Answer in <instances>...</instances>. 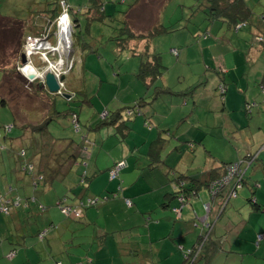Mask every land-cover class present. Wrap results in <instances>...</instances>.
I'll return each mask as SVG.
<instances>
[{
  "label": "crops",
  "instance_id": "crops-1",
  "mask_svg": "<svg viewBox=\"0 0 264 264\" xmlns=\"http://www.w3.org/2000/svg\"><path fill=\"white\" fill-rule=\"evenodd\" d=\"M175 1L131 0L126 5V1L122 0L126 8L124 11L118 12L120 14L118 17H124V13L128 11L126 16L129 17V28L134 35L144 36L157 26L172 28L152 39L150 52L160 54L155 49L159 48L161 40H156V38L166 37L162 39H170L168 52L172 56L175 55L174 57L177 60L170 58L166 51L164 52L166 63L161 58L162 64L166 69L160 77L153 80L148 79L144 82L137 76L138 79L136 81L139 82L140 86L135 85V89L137 88L136 96H128L129 101L124 103L123 106L138 103L137 110L132 111L129 115L125 111L119 112L122 118L120 119L118 116L117 121L120 123L124 122L120 128L114 125L106 126L117 128L116 137L112 135L114 131L112 133L108 132V134L114 137L113 140H118V147L120 146L119 154L114 157V160L107 167L106 171L108 172L116 162L121 160L127 163V167L123 168L119 173V178L122 177V191L119 189L121 191L120 198H116L117 194L114 193L115 191L107 188L113 195L112 197H105L108 201L105 202L103 208L101 206L97 208L96 212H99L100 218L91 219L92 214L88 211L84 217L83 212L89 207L82 208L81 217H84L83 223L86 226L93 227L94 230L97 227L102 231L108 232L109 220L111 218L117 219L119 227L112 229L109 234L118 232L126 234L128 230L138 228V233L125 236L124 240L116 243L118 248L129 251L131 255V262L129 264H183L185 250L195 245L198 242V237L205 234L206 231L210 237V242L206 246L202 258L196 264H264V97H262V94L264 96V92L259 90L260 86L264 87V63L257 61V58L264 54V44H260L258 48L251 47L247 50L252 57L251 59H253L252 62H248L244 53V44L246 43H242L240 46L239 44L234 45L232 38H228L230 33H238L244 29L255 38L263 34L264 23L261 20L260 14L264 12V6L261 10L256 11L254 6L256 1L259 3L260 0H246L253 14L246 27L234 32L231 28L228 30L226 25L221 21L208 23L200 10L203 7L193 14L191 8H194L199 0H179V4ZM58 2L61 4L62 0ZM65 2L67 11H71V14L75 17L80 15L82 19H85V22L89 18L93 22L99 17L98 14L89 11L88 0H74V2L65 0ZM102 3L103 14L106 16L117 14L114 4L105 5L103 0ZM192 3L194 4L192 5ZM169 8L176 9V11L179 9V13L172 17L169 13ZM49 9L50 7L45 5L42 10L36 13V17L40 20L39 24L43 25V27L48 25L46 23L47 19L52 14L47 12ZM10 13L9 17H5L2 15L5 14L4 11L0 10V18H24V16L16 15L14 12ZM165 13L167 14L165 15ZM256 13L258 14L256 15ZM165 20H169L168 25L165 23ZM195 22L199 24L197 27H194ZM202 26L205 28L203 29ZM218 32L224 33L221 38ZM195 37L196 43L193 42V38ZM146 44V40L135 38L129 42L127 48L122 50L139 57L138 52L145 50ZM192 45L201 51V55H199L200 61L196 64L197 66L199 64L202 65L199 68V72L193 78L192 85L188 87V90H185V95L181 94L183 97L177 100L179 101V106H186L185 109L180 111V115H185V117L179 120L180 123L178 125L180 127H177L174 122L176 117H178V113L173 110L176 106V103L173 104L172 100L174 96L172 98L168 97L174 94L170 90L171 86L167 84L165 79L163 80V76L166 72H168L169 76L178 74L176 71H171V69L169 71V68L175 69V67L186 65V62L190 64L191 57L188 55V46ZM182 46L184 48L180 49V51L176 49ZM93 50L95 51H92V53H95L96 49L94 48ZM116 50L121 49H118L116 46ZM172 50H175L176 54H173ZM70 56L72 58V50ZM229 59L233 64L231 69L227 68L229 67L227 64V60ZM68 62L69 57L65 63ZM234 67L239 68L237 75L233 70ZM214 68H219L218 79H208L206 71L213 70L211 72L215 73ZM244 68L247 70L240 71ZM67 74H62L64 75V79ZM158 80H162V82L159 83ZM208 82L210 83L209 87L207 86ZM80 84L83 83L81 82ZM255 84L258 93L253 90ZM221 85L225 87L223 95L217 91V88ZM83 86L84 84L80 85V88L82 89ZM68 90L71 92L70 88ZM80 94L85 97L84 89L80 91ZM233 96H238L237 100L239 101L234 108L229 105L230 100L235 99ZM159 97L163 102L169 104V108H165L164 111L161 110L160 115H158V109L155 106V101ZM85 101L87 102L88 100L85 98ZM249 101L253 104L255 116L250 120H237L232 113L239 107L241 109H246L247 105L251 107V102ZM145 105H149L148 108L141 111L140 108ZM189 105H192V107ZM140 111L141 116H143L144 126L141 125L140 119H135L140 115ZM147 121L159 122L161 124V127H157L156 129V135L153 132L154 128L151 127L149 129L145 126ZM174 126L177 127L176 130H172ZM100 127L98 123L93 127L90 125L88 126V131L98 130ZM132 129L141 131L142 134L132 137L130 135ZM191 130L194 132L192 133ZM26 132L29 133L28 131ZM117 133L120 136H117ZM74 138H77L79 142L81 141L77 136ZM159 142L161 143L158 144ZM122 146L124 147L123 149H121ZM141 146L145 149L144 152H142ZM131 148H133L132 151ZM164 148H167V150L170 148L168 152H173V157L176 154L177 161L172 162L166 159L167 165H163L161 169L158 164L162 162V150ZM186 148L192 151L191 154L197 152V157H193L194 155L188 157L191 158L189 162H187V159L184 160L187 153L183 150ZM140 150L141 152H139ZM249 154L257 155V158L251 161L249 160ZM200 155L202 157L198 160L197 158ZM79 158L76 159L71 169L77 164ZM36 160L39 162L37 156ZM174 163L178 164L174 165ZM231 163L238 164L240 176L242 177L240 187L236 189V197L227 198L228 192L237 183L236 180L231 185L223 187L216 196L210 195L206 185L211 181L217 180L216 178H222L220 175L224 172L226 166ZM201 164L204 165L201 166ZM174 168H178L179 171H176ZM71 169L61 178V181L67 178ZM145 169L149 171V174L146 176L143 175ZM155 171L159 176L165 177V183L149 189V181L146 178L151 175L155 178V174H153ZM92 174L95 175V172ZM176 174L177 176H175ZM37 178L39 179L35 171V174L30 178L33 190H36L39 184L43 187V192L51 188V184L43 185L41 182H38L37 187H34V182L37 181ZM178 178L186 180L188 190L191 187L199 186L195 193L192 191L187 194L185 203L182 204L178 200L179 196H174L178 191L176 188V179ZM58 179L52 185L55 182H59ZM191 180H194V182ZM135 184L140 186L139 191L131 189L135 187ZM5 186H0V189H5L1 194L5 197L9 194L12 195V188ZM128 187L131 188L127 190ZM23 189L21 190L23 191ZM81 189V194L72 204L74 206L86 198L85 189ZM153 191L154 193L150 197H145L146 200L143 201L146 207H141L134 200L135 197L145 196ZM202 191L205 192L203 193ZM43 195L45 196V194ZM14 197H12L13 204L11 209L13 207L27 209L29 206L35 204L37 209L43 210V207L38 206L37 201L32 197L30 198V196L25 197L26 199L24 200L20 195H14ZM60 198L63 199L61 200ZM17 199L18 201H16ZM124 199L131 200L132 205H129L130 208H126ZM56 200L55 205L60 210L59 207L62 205V201L65 200V195H61ZM206 204L209 205V211L204 209V205ZM229 207L231 208V212L227 213L226 209ZM116 208L117 212H121L124 215L122 216V220H119L114 213H111ZM138 211L143 215V218L145 216L148 218L145 225L136 227L135 224H140L138 222L140 214ZM23 218L25 217L19 212H16V215L12 216L10 224L16 223L17 236L15 235L14 239H17V241L6 242L4 248L8 250L5 252L7 259L4 254L2 258L6 259V263L0 261V264H10L16 257L18 259L20 255L23 260L20 264H41L42 260L39 259L38 252H29L23 256L21 251L25 249L35 251L36 249H42L45 245L44 249L50 255L53 251L51 246L52 241H55L56 245L62 244L61 249L65 248L66 240H63V238L59 239V233H55V235H51L45 240L44 236L42 238L38 237L40 235L38 231L35 236L37 237V242L40 244L44 240L45 242L42 246L34 245L36 249H31V244L28 240L33 236H26L25 232L27 233V231H24L23 225L19 224V221ZM99 222H101V226H103V222L106 223V227H101ZM53 224V222L50 223V230L54 227ZM125 226H129L128 228L130 229H126ZM71 227V225H68L67 229H71ZM84 230L85 228L77 229L80 233ZM71 234L72 232L70 236ZM260 234H263V237L258 240L257 236ZM99 235H92L90 232L85 231V233L78 236V242H80L78 247L82 248L81 245L84 241L90 242L92 236L96 241L99 237H102L104 241L106 234L101 232ZM132 236L136 238H132ZM70 242L73 245L74 241L71 240ZM158 242H161L160 247L156 245ZM19 245L23 247H21L17 254ZM205 252H207L208 258L204 257ZM70 257L71 254L68 253V258L72 260ZM75 259L73 258L74 261ZM90 263L91 261L87 260V264Z\"/></svg>",
  "mask_w": 264,
  "mask_h": 264
},
{
  "label": "rangeland",
  "instance_id": "rangeland-1",
  "mask_svg": "<svg viewBox=\"0 0 264 264\" xmlns=\"http://www.w3.org/2000/svg\"><path fill=\"white\" fill-rule=\"evenodd\" d=\"M52 1L54 0H0V10L4 11L5 14H2L3 16L11 15L10 12H14L16 15L24 16V19H28L29 15L31 16L32 13L36 14L42 8L47 4L49 7H52ZM80 1V0H78ZM126 5L130 3L131 0H125ZM183 1V0H181ZM71 2H74V0H71ZM105 5H113L114 9L117 12V14L113 15V20L109 22V19H105V21H100L99 19L94 20L93 22L89 23L86 26L85 19H82L81 16L76 17L77 27H74V32L76 33V38L74 39L73 35L70 36V39L67 44L61 45L60 48L57 49L58 52L55 51H49L47 53L50 55L54 61L57 58L61 59L62 66L58 65L56 66L55 63H47L44 60V57L46 56V52L48 50V42L50 43L49 39L47 38L46 41H42L40 46L35 48L34 51L41 52L40 55H36L37 53H31L28 54L27 51H29L30 48L27 46L25 47V44L23 45V49L21 51V55L23 54L26 59V66L30 69H34L35 72L38 73V76L41 75V77L35 78V81H38L39 85L43 84V78L42 75L48 71H56L57 75L59 76L57 79L60 78L62 74H67L65 77L60 92L68 94L70 97L69 99H66L62 97V95L59 93L58 95L53 94V98L55 99V108L58 112H66V111H73L78 116L79 121V127L77 129L75 128L74 124L71 122L69 117H63L60 115L55 120L51 122V124L48 126V131L50 134L56 138H63V137H75L77 136L80 140L82 137V140L80 141L81 146L83 147V150L81 151L80 158L75 164L70 173L68 174L67 178H65L63 181L55 182L53 185L51 184V188H48L47 191L43 192V187L41 184L38 185L36 190H33L30 178L32 175H24L22 172L19 171V167L17 164V158L15 157V153L17 150H19L21 147L26 152V161H28L32 167H34L33 174H35V164L37 163L36 155L33 151V146L29 144V142H39V136L37 134H30L26 131H22L19 127L14 126L9 133L8 137L12 138L13 141H3L1 139L0 144L7 143L8 145L12 144L14 145V148L6 146L0 147V186L6 185L10 186L12 188V195H8L6 198L14 197V195H20V197L24 200L25 197L34 198L37 201V205L40 207H43V210L37 209L36 205L33 204L29 206L27 209H23L22 207H13L12 209H9L5 204L8 203L5 202L4 199L0 200V261L6 263L7 256L5 252L8 250L4 248L6 245V242H15L17 239H14L16 235V223L10 224L12 221V216L16 215V212L21 213L22 216L25 218L21 219L19 221V224L23 225V228L25 229V235L30 236L28 241H30L31 249H36L34 245L42 246L45 240H47V237L51 235H55L59 233V239L63 238V240H66L65 242V248L61 249L62 244H55V241L51 242V246L53 248L52 254H48L49 252L44 249V246L42 249H36L35 251H31L29 249H25L21 251V254L23 256L26 255V253H32V252H38L39 259L42 260L41 264H87V260H90V264H129L131 262V255L129 251L118 248L116 243L119 241L124 240L125 236H130L132 234L138 233L137 229H130L129 226H125L128 230L126 234L123 232H118L115 234H109L111 233L112 229L119 227L117 224V219H110L108 222V232L102 231L100 228L98 229L95 227V230L91 226H86L84 224V217L85 213L88 211L92 214L91 219L100 218V214L97 211V208L101 206L102 208L105 205V202L108 200L105 199V197H112V193L109 192V190L113 189L117 194L116 198H120V192L122 191V177L117 179H109L108 172L106 171L107 167L111 164V162L114 160V157L119 154L120 146L118 147V140H113L114 137H116L117 128L116 127H106L101 126L98 130H91L88 131V126L92 125V127L99 123L101 120V113L103 112H111L115 110L116 108H120L124 106V103H127L129 101L128 96H136L137 88L136 86H140L139 82L136 81L137 78V71L140 64V58L138 56H133L130 53H127L125 50H116V45L113 40H109L113 37L114 28L119 27L120 18L118 15H120L118 12H122L125 10L126 5L123 4L122 0H103ZM179 4V0L175 1ZM181 4V3H180ZM194 3H192L193 5ZM196 4V2H195ZM191 5V4H190ZM264 6V0H260L259 3L256 1V4L254 6V9L256 11H259ZM75 7V6H74ZM192 7V6H191ZM25 12V13H24ZM7 13V14H6ZM70 13L71 21L74 20L73 15ZM169 13L173 17L177 13H179V9H173L169 8ZM167 13H165L166 15ZM258 13H256L257 15ZM256 18V16H255ZM197 22V21H196ZM194 24V27H197L199 24ZM165 23L168 25L169 20H165ZM179 25V24H177ZM180 26V25H179ZM182 26V25H181ZM209 26V25H206ZM204 29L205 27L202 26ZM207 28V27H206ZM46 29L44 30V32ZM195 31V30H194ZM183 32V31H182ZM224 33L218 32L219 37L221 38ZM44 33H41L40 35H27L28 37L34 38L39 36H43ZM26 36V37H27ZM25 37V41H26ZM166 37H158L156 40H161L159 43V48L155 49V51H158L161 55V58H163V62L165 61V54L164 52L167 51L170 58H173L174 60H177L175 58V55H171L168 52L169 49V43L170 39H162ZM228 38H232V41L234 45L246 43L245 45V57L248 62H252L253 59H251V55L249 51H247L249 48H258L261 45L264 44V40L259 43L258 38L253 37L250 35L247 30H241L238 33H230L228 35ZM72 41V43H71ZM193 42H197L196 37L193 38ZM25 43V42H24ZM194 43V44H195ZM18 44H20L18 41L10 42V37L7 32H0V68L11 70L15 67V60L18 54ZM68 45L71 47L70 50L68 49ZM188 46V55H190L191 60L190 64L186 62V65L169 68V71H176L178 74H175L174 76H169L168 72H166L163 76V80L165 79L167 84L171 86L170 90L174 95H169L168 97L172 98L173 96V104L176 103L175 107L173 108L174 112L178 113V117L175 119V123L177 127H180L178 123H180V119L184 116L180 115V111L185 109L186 106H179L178 98H182L185 94V90H188V87L192 85L191 83L194 81V77L197 72H199V68L202 64H199L197 66V62L200 61L199 55H201V51L199 49ZM15 47V48H14ZM32 48V47H31ZM96 49L95 53H92V51H95L93 49ZM184 48L178 47V51L180 49ZM86 49V50H85ZM72 50V58L70 56V52ZM15 51V52H14ZM46 51V52H44ZM69 51V52H68ZM163 53V54H162ZM29 56H27V55ZM20 55V56H21ZM69 55V56H68ZM30 57L32 60H30ZM67 57H69V62L65 63L67 60ZM43 63H41V61ZM44 60V61H43ZM47 60L50 61V58L47 56ZM245 61V59H244ZM257 61L264 63V54L260 55L259 58H257ZM247 62V64H248ZM64 63V64H63ZM216 65V63H214ZM227 64L229 67L232 68L233 64L231 60H227ZM24 66V67H26ZM52 66L54 68H52ZM19 67V65H18ZM21 68H23L21 66ZM215 73L210 71H206V77L209 78H217L218 79V72L219 68H214ZM235 74L237 75V71L239 68H233ZM246 68L240 70L245 71ZM217 72V73H216ZM171 74V73H170ZM69 75V76H68ZM203 77V75H202ZM168 79V80H167ZM3 80L2 72L0 71V84ZM159 83L162 82V80H158ZM83 83L84 86L82 89H84L85 97H83L82 94H80V91L82 89L80 88V83ZM205 83V82H203ZM206 85V84H204ZM207 86H210V83L208 82ZM223 86V85H222ZM25 87L19 88V89H11L9 91L10 87H6L4 90L0 91V98L1 96L6 100V102L9 104L10 108L17 113L18 120L16 123H18V126H21L26 123L36 124L41 123L44 118L46 117L44 115H36L35 113L38 112L37 110H31L29 107H26L25 99L23 95V90ZM71 89V92H69L68 89ZM264 88V87H263ZM254 91L257 92L256 84L255 88H253ZM260 91H262L259 88ZM9 91V92H8ZM217 91L220 93L219 88H217ZM258 93V92H257ZM263 93V92H261ZM18 94H20L18 96ZM183 94V96L181 95ZM221 94V93H220ZM239 95L238 93H236ZM55 95V96H54ZM223 95V94H221ZM241 96V95H239ZM262 97L263 94H262ZM88 100L87 102L85 101ZM235 99L230 100V107H235L237 102H239L238 96H233ZM37 101V100H36ZM244 102V99H243ZM242 102V103H243ZM251 102V101H249ZM251 107L250 109H241V107L237 108L236 111H234L232 114L236 117L237 120L247 119L250 120L252 117L255 116V113L253 112L254 107L252 102L250 103ZM141 106V105H140ZM149 105H145L144 107L140 108V110H146ZM155 106L158 109V115L161 114V110L164 111L165 108H169V104L167 102H163L161 98L159 97L155 101ZM192 107V105H189ZM22 107L27 108L25 115L23 114ZM8 106H1L0 105V132H4V127H7L9 125L13 124V114L12 110ZM246 108V107H245ZM34 109V108H33ZM250 110V112H249ZM140 115L136 117L135 119L141 120V125L144 126V120L143 116ZM253 112V113H252ZM132 113V111H131ZM32 114V117L30 118ZM174 123V124H175ZM145 126L149 129L152 127L154 128V134H157V127H161V124L159 122H146ZM174 126L172 130H176L177 128ZM107 128V129H106ZM109 128V129H108ZM77 133H76V130ZM180 129V128H179ZM114 131V132H113ZM108 132H113V136H109ZM193 133L194 131L191 130ZM142 134L141 131H136L132 129L130 135L134 137L135 135ZM117 136H120L119 133H117ZM77 140V138H74ZM159 142L158 144H160ZM124 147L122 146L121 149ZM58 149V148H57ZM141 149L143 147L141 146ZM133 148H131V151ZM145 149L142 150L144 152ZM170 150V148H168ZM167 148H164L162 150V162L159 165V167L162 169L163 165H167L165 160L168 159L172 162L177 161L176 154L173 157V152H168ZM263 150V148H262ZM185 153L184 160H188L189 162L191 160V155H194L193 157H197V152L194 154H191L192 151L188 150L187 148L183 150ZM141 152V150L139 151ZM135 154V153H134ZM141 154V153H140ZM249 154L248 156H250ZM202 157L200 155L197 159ZM164 161V162H163ZM126 162V161H125ZM165 163V164H164ZM181 163V162H179ZM127 164V163H126ZM178 164V163H177ZM174 163V165H177ZM204 164H201V166ZM127 167V165H126ZM160 169V171H162ZM176 171H179L178 168H174ZM95 172V175L92 173ZM98 174V176H96ZM149 174V171L147 169L144 170L143 175L146 176ZM155 174V178L153 175L148 176L146 178L147 181H149V189H152L156 186L161 185L162 183H165V177L159 176L156 171L153 173ZM19 178L17 179V177ZM177 176V174L175 175ZM86 179H85V178ZM185 182L186 180H182L181 183ZM5 186V187H6ZM206 187H209L206 185ZM22 188L23 191L21 190ZM81 188L85 189L86 198L84 199L85 202L90 199H97V202L91 206H87V210L83 212L84 217H75L73 215L71 216H65L61 210H58V207H56V199L60 197L61 195H65V200L62 201V206H74L72 205L75 201V199L81 194ZM107 188L109 190H107ZM131 187H128L130 189ZM119 189L121 191H119ZM134 190L140 189V186L138 184H135V187L131 188ZM4 188L0 189V194L4 192ZM203 193L205 191H202ZM152 193H148L145 196H138L135 197L134 200L139 203L141 207H146L144 200H146L145 197H150ZM45 194V196L43 195ZM2 195V194H1ZM119 195V196H118ZM75 196V197H74ZM216 196V195H215ZM15 198V197H14ZM64 198V197H63ZM63 198H60L61 200ZM129 200V199H124ZM18 201V199L16 200ZM131 202V200H129ZM133 201V200H132ZM126 204V203H125ZM2 205H5L7 207V211H2ZM132 205V202H131ZM16 208V209H15ZM126 208H130L126 204ZM147 209V208H146ZM40 212H39V211ZM107 210V209H106ZM149 212L148 210H146ZM231 212V208H227L226 212ZM229 212V213H230ZM62 215H61V214ZM111 213H114L116 217L119 220H122V216H124L121 212H117V208L112 210ZM138 213H140L138 211ZM160 216V215H159ZM158 216V217H159ZM148 217L145 216L143 218V215L141 213L139 214V220L138 222L140 224H135L136 227L139 225H145L146 219ZM157 219V217H156ZM53 222V226L50 230V223ZM86 223V221H85ZM101 226V222H99ZM154 223V222H152ZM71 225V229H67V226ZM28 226V227H27ZM84 226V227H83ZM27 227V228H26ZM103 228L106 227V223L103 222ZM79 228H85L83 232L77 231ZM142 228V227H141ZM144 229V228H143ZM142 229V230H143ZM48 230V231H47ZM38 231L41 233L44 232V241L40 244L37 242V237H35L38 233ZM85 231L90 232L92 235L95 234L97 236H100L99 233L104 232L106 235L104 236V241L102 237H99L98 240L94 239L92 236V239L90 242L84 241L82 242V245H80V242H78L79 238L78 236L80 234L85 233ZM72 232L71 236L70 233ZM108 233V235H107ZM12 235V236H10ZM17 236V235H16ZM263 237V236H262ZM73 238V239H72ZM132 238H136L135 236H132ZM262 239V238H261ZM71 240H73V246L71 244ZM27 241V243H28ZM156 245L160 247L161 242H158ZM30 246V245H29ZM16 247V246H15ZM22 245L18 246V251H20ZM77 247V248H76ZM3 251V253H1ZM77 252V253H76ZM68 253L71 254V259L68 258ZM6 256V259H2L4 255ZM75 259V261L73 260ZM21 255L17 259V257L13 260L10 264H20L22 263ZM187 259L185 260L186 263ZM112 262V263H111Z\"/></svg>",
  "mask_w": 264,
  "mask_h": 264
},
{
  "label": "trees",
  "instance_id": "trees-1",
  "mask_svg": "<svg viewBox=\"0 0 264 264\" xmlns=\"http://www.w3.org/2000/svg\"><path fill=\"white\" fill-rule=\"evenodd\" d=\"M58 1L59 0L52 1V5H51L52 7H50V9L47 10L48 13L50 14L52 13V14L50 15V18L47 19L46 23L50 24V22H53L56 18H58L61 14L65 12L68 16L69 23L71 24L72 35L75 39L76 33L74 32L73 29L74 27L78 26L77 24L78 20L73 15L74 20L71 21L70 13L67 11V8L66 11H64ZM62 2H64V4L66 5L65 0H62ZM88 2H89V11L98 14L99 17L97 19H99L100 21H103V19H109V22L113 20L112 18H114V16H106L105 14H103L102 0H88ZM198 9L202 11L205 20L208 23L214 21H221L226 25L228 30L231 28L233 29L234 32L235 31L237 32L241 28L246 27L249 24V20L251 19V16L253 14L246 0H199L195 5V7L191 8L192 13L193 14L196 13ZM127 13L128 11L124 13L125 15L124 17L120 18L119 27L113 29L115 34L113 35L112 38H110V40H113L117 48L121 50L127 48L129 42L135 38H138V40L140 39L146 40L147 44L145 45V50L138 52L139 58L141 59V64L138 69L137 76L144 82L148 79L153 80L155 78H158L163 74V72H165L166 68L162 64V59L160 54H157L155 52H150V44L153 38H155L158 35H161L162 33L167 32L172 28L157 26L152 30H150L148 34L144 36H136L131 32L129 28V23H128L129 17L126 16ZM260 15H261L260 16L261 20L264 23V12L261 13ZM36 16L37 14L32 13V15L28 17V19L26 18L24 19L23 17L22 18L15 17L14 19L5 18V17L0 18V32L3 31L9 34L11 44L12 42L15 41H18L20 43L18 44V48H16L15 50V51L17 50L19 51L15 60V67L11 70L0 68V71L2 72V76H3V80L0 84V91L4 90L6 87H10L9 91H11V89L14 88L19 89L22 87L23 89V87H25L23 90V95H24L23 97L26 101L24 105L26 107H29L31 110L38 109L37 110L38 112L35 113L37 116L41 114L42 115L45 114L46 116L41 123H36V124L26 123L21 126H18L17 125L18 123H16L18 120L17 113H15L10 108L9 104L2 96L0 98V105L8 106L12 110V114H13V124L4 127V132H0V141L1 139L3 141L6 140L13 141V139L8 137V135L14 126L19 127L22 131H28L30 134H37L39 136L38 143L34 141L29 142L30 146L32 144L34 154L38 157V161H39L37 162L36 165L37 167H35V171L37 172L39 179L37 178V181L34 182L35 183L34 187H37V185L40 182L43 185L52 184L54 181H57L58 178H60L58 179V181L60 182L61 178L67 174V172L71 169V166L76 162V159L80 157L81 151L83 150V147L81 146L80 142L75 140L74 137L56 138L52 136L48 131V126L51 124L53 120H55L60 115H62L63 117H69L72 123L75 118V122H76L75 128L77 129V127H79L78 126L79 121L76 113L70 110L63 113L58 112L55 108V99L52 96L53 94L50 93L46 87L41 88L39 86L38 81L29 82L19 70L21 67L20 55L25 42V37L29 34L40 35L41 33H44V30L47 27V25L45 27H43V25H40L39 24L40 20ZM91 21L92 19L90 18L87 19L86 25L91 23ZM19 95L20 94H18V96ZM137 107H138V103H135L132 105L125 106L121 109H116L111 112H106V117L101 118V120L98 123V126L114 125L117 128H120L121 125L124 124V122L120 123L117 121L118 116L120 117V119L122 118L121 115H119L120 114L119 112L125 111L126 114L129 115L131 113L130 111L137 110ZM22 110H24L23 114L25 115V112L28 109L22 107ZM31 117L32 114L30 118ZM6 144L7 143H2V145L0 144V147L1 148L3 146L5 147ZM8 147L13 149L14 148L13 142L12 144L8 145ZM14 155L17 158L19 171L22 172L24 175H33L34 168L28 161H26L25 159L26 152L23 149V147L17 150ZM117 163L118 162H116L108 170V175L109 172L112 169H114ZM224 174H225V170L220 175V177H222ZM117 178H119V175ZM109 179H110V175H109ZM182 180H183L182 178L176 179V188L178 189V191L174 194L175 197L179 196L178 200L180 201L181 204L185 203V199H186L185 197L187 196V194H189V192L193 191V193H195L196 189L199 188V186L194 188L191 187L188 190L187 184H185V182L181 183ZM191 181L194 182V180ZM209 184L207 185L209 186ZM1 199H4L5 202L8 201V203H6L5 205L9 209H11V206L13 204L12 197L6 198L4 195L0 194V200ZM83 202L85 203V200ZM260 235L263 236V234ZM209 242H210V237L208 235V232L206 231L205 234L200 235L198 237V242L195 245L185 250L186 251L185 256L188 254V252L190 253L192 252V254L190 261L189 262L186 261L185 263L184 260L183 264H196L197 261H199L202 258L205 248L209 244ZM204 257L208 258L207 252H205Z\"/></svg>",
  "mask_w": 264,
  "mask_h": 264
},
{
  "label": "built area",
  "instance_id": "built-area-1",
  "mask_svg": "<svg viewBox=\"0 0 264 264\" xmlns=\"http://www.w3.org/2000/svg\"><path fill=\"white\" fill-rule=\"evenodd\" d=\"M60 6L63 8L64 11H66V5L64 4V2H61ZM64 17L67 20L66 21V25L62 23V20H63ZM65 29L68 30V33H67L68 36H67V40L63 41L62 35L64 34ZM70 36H72V28H71V24L69 23L68 16L64 12L58 18H56L53 22H50V24L47 25L46 31L44 32L43 36H39V38L38 37L31 38V37L27 36L26 37V41H25L24 44H25V47L27 46L28 48H30L29 51H27L28 54L37 53L36 55H40L41 52H39V51L36 52L34 50H35V48L40 46V44H41V42L43 40L46 41V39L48 38L50 43L48 42V50H47V52L44 51V52H46L45 53L46 56L44 57V60L47 63H50V62L55 63L56 66L58 65V67H59V65L62 66L61 59L57 58V60L54 61L53 59H51L52 57L50 55H48L47 53H49V51L58 52L57 49L60 48L61 45L67 44L69 39H70ZM263 40H264V33L261 34L260 36H258L259 43L262 42ZM71 43H72V41H71ZM69 47H71V46L68 45V49L70 50ZM171 52L173 54H176L175 50H172ZM27 56H29V55H27ZM47 56L50 58V61L47 60ZM30 60H32L31 57H30ZM41 63H43V62L41 61ZM54 67L52 66V68H54ZM21 69L22 68L20 67L19 70L21 71ZM52 70H48V71L52 72L55 75V77L58 78L59 76L56 74L57 72L56 71H52ZM44 74L42 75V78H43ZM38 77H41V75L38 76ZM61 87H62V85H61ZM261 89L264 92V89L263 88H261ZM219 90H220V93L223 94L224 91H225V87L221 85V86H219ZM248 109H250L249 105L246 106V110H248ZM105 117H106V112L101 113V118H105ZM73 123H74V126L76 127L75 118H74ZM256 158H257V155H250L249 156V160H251V161H253ZM126 165L127 164H126V162L124 160L118 162L116 164V166L114 167V169H112L109 172L110 179L117 178L118 175H119V172L123 168H125ZM241 179H242V177L240 176V171L238 169V164L237 163H231V164L226 166L225 174L222 176V178L210 182L209 187H207V191L210 193V195L212 194L213 196H215V195L218 194L219 191H221V189L223 187L231 185L232 182L236 180L237 183L235 184V186L227 194V198H231V197L235 198L236 197V189L240 187V180ZM96 202H97V199H88L87 202L84 203L83 201H81L75 206H62L60 208V210L67 217L73 215V216L79 218L81 216L82 208L87 207V206H91V205L95 204ZM125 203L128 206L131 204V202L129 200H125ZM204 209L206 211H209V205H207V204L204 205ZM1 210L6 212L8 209H7V207L5 205H2ZM43 236H44V233L40 234L38 237L42 238ZM261 238H262V236L259 235L258 236V240H260ZM191 254H192V252L191 253L188 252V254L185 256V260L187 259L188 262L190 261Z\"/></svg>",
  "mask_w": 264,
  "mask_h": 264
},
{
  "label": "water",
  "instance_id": "water-1",
  "mask_svg": "<svg viewBox=\"0 0 264 264\" xmlns=\"http://www.w3.org/2000/svg\"><path fill=\"white\" fill-rule=\"evenodd\" d=\"M20 59H21V66L23 67L21 69L22 75L27 80H30V81L35 79V78H38V73L35 72L33 69H30L29 67L26 66V59H25V56L23 54L20 56ZM24 66H26V67H24ZM43 80H44L43 84L39 85L41 88L46 87L50 93H52V94H59L60 93L62 95V97L69 99L70 96L68 94L60 92L61 85L64 81V75L60 76V78L57 79L52 72L47 71L43 76Z\"/></svg>",
  "mask_w": 264,
  "mask_h": 264
},
{
  "label": "bare ground",
  "instance_id": "bare-ground-1",
  "mask_svg": "<svg viewBox=\"0 0 264 264\" xmlns=\"http://www.w3.org/2000/svg\"><path fill=\"white\" fill-rule=\"evenodd\" d=\"M66 21H67V20H66V18L64 17L63 20H62V23L66 25ZM67 33H68V30L65 29V32H64V34L62 35V39H63V41H66V40H67V36H68Z\"/></svg>",
  "mask_w": 264,
  "mask_h": 264
},
{
  "label": "clouds",
  "instance_id": "clouds-1",
  "mask_svg": "<svg viewBox=\"0 0 264 264\" xmlns=\"http://www.w3.org/2000/svg\"><path fill=\"white\" fill-rule=\"evenodd\" d=\"M28 81H29V82H33V81H35V79H33V80H31V81H30V80H28ZM260 88H263V87H262V86H260ZM263 89H264V88H263Z\"/></svg>",
  "mask_w": 264,
  "mask_h": 264
}]
</instances>
